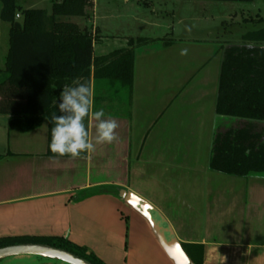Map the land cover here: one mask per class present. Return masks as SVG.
<instances>
[{"label":"crops","instance_id":"1","mask_svg":"<svg viewBox=\"0 0 264 264\" xmlns=\"http://www.w3.org/2000/svg\"><path fill=\"white\" fill-rule=\"evenodd\" d=\"M22 1L27 0H18L24 8H33ZM50 1L48 15L53 11ZM98 5L92 0L88 16L61 18L92 33L95 58L127 48L130 38L154 39L134 51L130 92L118 81L95 76L97 65H92L94 110L103 109L106 117L117 120L119 139L97 145L84 158H52L49 115L35 128L21 131L9 127L10 115L0 114V238L60 237L107 264H175L149 223L118 192L101 189L112 187L153 205L186 248L202 246L203 264H264V172L240 176L210 166L217 133L248 124L264 133V121L223 116L216 110L225 48L264 44L246 41V33L228 40L216 36L215 28L189 36L173 23L162 25L160 36L111 32L103 20L118 14L107 10L99 15ZM145 6L123 18L151 25L150 17L139 13ZM4 22L0 18V28H6ZM113 39L124 44L110 49L107 42ZM182 48L188 49L187 55H180ZM77 83L81 80L55 87L62 91Z\"/></svg>","mask_w":264,"mask_h":264},{"label":"trees","instance_id":"2","mask_svg":"<svg viewBox=\"0 0 264 264\" xmlns=\"http://www.w3.org/2000/svg\"><path fill=\"white\" fill-rule=\"evenodd\" d=\"M1 3L0 18L10 24V41L6 72L0 77V114L10 115L11 129L29 131L38 126L45 115H49L51 121L61 92L56 85L78 80L90 84L93 64L97 65L95 76L118 81L130 92L134 51L154 41L147 37L130 38L127 48L95 58L92 33L75 22L61 20L62 17L88 16L87 7L92 6V0H53L51 15L45 9L24 8L18 0H1ZM17 14L22 19H18ZM243 37L246 41L264 44V26ZM99 64H102L101 70ZM216 110L223 116L264 121V47L232 44L225 48ZM52 127L50 123L49 144ZM49 154L53 155L50 148ZM2 158L0 154V160ZM210 166L240 176L264 172V133L255 131L251 124L217 133ZM19 243L48 244L66 249L93 264H107L93 252L60 237L0 238V247ZM184 248L195 264H203L202 246Z\"/></svg>","mask_w":264,"mask_h":264},{"label":"rangeland","instance_id":"3","mask_svg":"<svg viewBox=\"0 0 264 264\" xmlns=\"http://www.w3.org/2000/svg\"><path fill=\"white\" fill-rule=\"evenodd\" d=\"M98 14H106L107 10H114L118 15L116 18H108L103 22L109 23L110 31L116 32H142V34H151V36H160L163 34V27L167 23L174 24L182 34L189 36L201 35L197 32L203 28H215L216 36L225 39L238 40L243 34L260 29L264 26V0H254L253 2H226L213 0H130L127 4L124 0H98ZM27 7L36 9H48L51 11L50 0H27L23 2ZM146 5L140 9L141 16H149L151 25H139L137 23H128L124 13L133 14L138 5ZM0 0V10H1ZM153 10L155 12H153ZM166 10L174 11V14H166ZM145 11V12H144ZM160 14L159 16L155 15ZM137 14V13H135ZM152 15V16H151ZM122 16V18L120 17ZM22 19V18H19ZM71 20L77 21L78 17H71ZM124 23H122V21ZM102 22V21H101ZM6 23V22H4ZM92 24V23H91ZM130 24L131 26H129ZM5 25V24H4ZM8 25V26H7ZM8 27V28H7ZM190 29V30H189ZM134 30V31H133ZM0 68L4 66L5 55L9 48V22L6 28H0ZM109 31V32H110ZM124 43L119 39H113L107 42L110 49L118 48ZM3 72L0 73V77ZM0 264H65L58 260H52L41 257H11L0 260Z\"/></svg>","mask_w":264,"mask_h":264},{"label":"clouds","instance_id":"4","mask_svg":"<svg viewBox=\"0 0 264 264\" xmlns=\"http://www.w3.org/2000/svg\"><path fill=\"white\" fill-rule=\"evenodd\" d=\"M187 54L188 49L182 48L180 55ZM56 106L60 114L54 113L49 121L53 124L49 144L52 158H84L85 154L95 152L97 145L112 144L119 139L117 120L106 117L103 109L94 110V90L90 84L65 86Z\"/></svg>","mask_w":264,"mask_h":264},{"label":"water","instance_id":"5","mask_svg":"<svg viewBox=\"0 0 264 264\" xmlns=\"http://www.w3.org/2000/svg\"><path fill=\"white\" fill-rule=\"evenodd\" d=\"M119 197L150 225L169 258L175 264H195L177 239L167 219L150 203L125 189L118 191ZM41 257L58 260L65 264H93L87 259L66 249L42 243H19L0 247V260L11 257Z\"/></svg>","mask_w":264,"mask_h":264},{"label":"built area","instance_id":"6","mask_svg":"<svg viewBox=\"0 0 264 264\" xmlns=\"http://www.w3.org/2000/svg\"><path fill=\"white\" fill-rule=\"evenodd\" d=\"M17 18H20V14H17Z\"/></svg>","mask_w":264,"mask_h":264}]
</instances>
